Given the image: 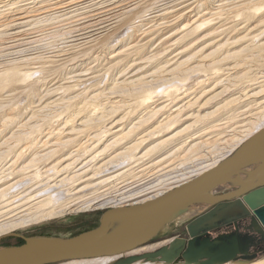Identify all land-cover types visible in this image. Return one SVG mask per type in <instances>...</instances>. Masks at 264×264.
Listing matches in <instances>:
<instances>
[{
	"label": "rangeland",
	"instance_id": "374dc122",
	"mask_svg": "<svg viewBox=\"0 0 264 264\" xmlns=\"http://www.w3.org/2000/svg\"><path fill=\"white\" fill-rule=\"evenodd\" d=\"M20 1L18 5L9 9L8 7L0 8V75L5 76L11 68L31 75L24 82L18 78L20 76L17 74V78L15 79L10 77L9 79H12L13 83H15L13 84L12 80L10 81L12 87L8 86L10 84L8 82L2 86L0 85V102L2 101L0 103V152H5L6 154L7 150H9V153L4 156L7 161L12 158L13 151L18 152L20 149H23V146H27L25 144L29 143L30 138L36 137L41 142L48 141V147L41 148L40 155L45 154L50 149L53 150L52 148L55 147L52 144H55L58 139L67 140L68 138H75L74 142L70 145V147L72 146L71 150H68V152H71L84 143L89 144L91 141L89 138L105 129H109L111 133L112 130L124 127L129 122V119H135L136 115L138 117L144 115L143 109L137 108L134 103L140 99L139 95L142 93H152L150 97L151 101L154 100L157 106L161 102L158 107L156 105L153 106H156V109L161 106H169L172 103L169 109L172 106L170 111H173L176 108L175 106L173 109L175 104L179 107L186 105V103H193V100L197 98V95L199 96L200 91L207 85L212 86L221 81L220 85L222 86H218L216 92L224 88L223 94L221 93L222 95L220 94L219 97L213 99L210 104L202 109L203 114L204 112L216 111L213 114L215 117L212 116L213 118H209V121L205 120L206 123H196L195 125V129H205L208 125H220L222 123L219 128H215L216 130H204L202 138L195 141V143L202 142L205 144L200 149L194 151L189 157H184L181 154L175 159L170 158L160 166L162 170L157 172L158 174L154 173V171L153 173L141 171L149 166L150 163L139 164L141 161L134 162L129 166H134L135 169H137V163L139 166L144 165L137 170L133 167L135 173L132 176H135L134 178L128 175L123 179V182L118 183L119 181H117L118 184H113L116 189L111 187L110 190L108 189L105 192L101 191H104L106 188H99V190L95 191L92 187H87L85 191L83 190L72 195L69 201L71 204L74 201L75 203L78 202L77 204H81L85 200L90 201V199H93L94 196L97 197L99 194L107 195L106 200L122 192H126L125 196H127L130 195L128 194L129 192H136L145 186L154 185L155 182L159 181L161 176H163L162 179H166L167 177L179 175L188 170V167L197 161V159H207V152L214 150L216 145H223V142L233 132L244 130L245 128H239L240 125L242 126L253 121L252 118L260 110L258 104L264 98V52L261 53L264 50L256 49V47L264 41V7L259 14H255L254 18L249 19L247 17L245 19V11L240 10L243 7L240 5L246 3L247 0H208V2L206 0L208 9L204 11H201V9L198 11L199 0H88L86 2L82 0H74L73 2L72 0H49V2L47 1L44 4L37 2L39 0L34 2L32 0ZM251 1L254 0H248V2ZM258 1L260 0H256V2ZM209 12L211 14H208ZM204 20L205 24L199 29H195L194 25L189 26L190 28L188 29L191 31L188 29L187 31H181L182 26L186 23L191 24L197 21L196 23L200 24ZM246 34L250 35L242 38ZM127 35H131V38L125 41L124 39L127 38ZM224 56H227V58ZM193 67L198 68L193 69ZM187 69L189 73L186 72ZM250 79V82L244 83V81ZM135 80H139L137 81L138 84L140 82V84H143H139V86L135 84ZM254 80L256 82L262 81L261 84H258L259 87L256 85L249 89H241L243 86L251 84ZM133 81L135 84L133 85L136 86L133 87L136 91H134L133 87L131 89L132 85L130 84ZM198 81L201 82L199 86L197 85ZM127 83H129L130 87ZM28 85L31 86L27 88ZM123 85H125L124 88L122 87ZM113 86H116L117 92L112 90ZM119 86L125 91L127 89L128 92L124 91L125 93H123V89ZM185 88L188 89L189 93L186 91L184 94L187 95H180L186 90ZM259 89L263 90L262 93L260 92L254 97H248L251 93L260 91ZM191 90L194 91L191 92ZM176 91L181 93L177 92L178 94L176 95ZM122 95H125V97ZM175 97H180L181 100L174 103L173 101L177 99ZM235 99L234 103H230V100ZM188 100L191 101L189 102ZM6 101L8 102L3 103ZM115 103L118 106H123L121 107L122 109L118 108L117 110L115 107H111ZM224 103H227V105ZM198 104H194L196 107L192 105L188 109L182 108L181 115L196 111L198 109L197 106H199ZM245 104L246 106L241 110H246V112L240 118L238 117L237 120L234 118L235 120L229 121L231 123L228 120L232 119L224 120L225 116H230L237 107ZM221 105L222 107H220ZM165 109L166 111L169 110L168 107H165ZM112 114L115 116L111 117ZM8 117L12 118L13 121L4 126L3 122ZM121 117L123 118L121 121L113 124ZM163 118V116L157 115L154 120H149L143 127L141 126V129L144 130L143 133L157 125V121ZM263 122L260 121L259 123ZM79 123H81L80 127L77 126ZM190 123H192V120L182 122L177 129L181 130ZM73 128H80L84 132L78 135L71 134V136H67L66 133L70 132ZM30 130H33V132ZM109 132L107 133L108 136L111 135H109ZM166 137L167 135L158 139L162 140ZM130 139H133V137H129L122 142H127ZM121 145L117 151L122 148ZM231 154L232 152L228 156ZM105 157L106 160L109 158L106 155L100 156L97 161L98 164L106 161ZM55 159L49 162L53 164V162H56ZM148 161L146 159L141 163H147ZM25 162H29V158ZM94 163L92 162L87 168L85 167V170L88 171L87 173L91 171L90 167L97 164L96 162ZM127 164H130V162L124 160L114 163L112 164L115 165L113 168L110 166L106 167V171L99 175H105L102 177L106 178L111 175L109 173L117 171L121 169L120 167ZM185 165L187 169L182 170ZM129 166L125 169H128ZM49 167L40 164L39 170L41 176L34 181L40 183L38 188H35L37 184L29 189L27 187L9 188L5 198L13 196L17 192H20L19 196L27 194L28 196L26 197H30L43 191V193H46L45 190L47 191V188L54 191L55 186L52 185L55 179L59 180L63 176L73 175L71 173L73 170H69L68 173L61 176L59 175L60 173L57 174L55 172L57 170L52 171L53 173L49 171L48 173L50 174L44 173ZM178 170L179 172H176ZM30 171L26 172V176L32 174ZM174 172L176 173L174 174ZM168 173L171 174L168 175ZM114 174H117V172ZM20 176L22 175L12 178L1 187L15 184L16 180H21L19 179ZM85 184H79L78 188L84 187ZM27 191L29 193H26ZM102 198L104 199V197ZM51 199L49 206H57L61 202L56 200L55 196H52ZM4 203L0 205L2 206ZM1 206L0 213L3 212L2 210L6 211L9 207H13V205L5 206V208H1ZM73 208H76V206L71 209ZM107 209L67 212L59 217L18 226L8 233H17L23 237L71 238L95 229L99 225L101 214ZM19 211L6 214L2 217V214H0V223L12 218L14 219V214L16 216L21 214L18 213ZM194 217L190 214L176 220L166 228L164 236L166 238L177 235L179 237L184 236L186 224L191 222ZM247 227H250L249 218H238L228 223L222 222L219 223L217 228L202 232L200 239L208 237L211 240H215L220 237L228 239L239 236L244 246L260 245V253L262 254L255 256H257V260L262 259L264 257V240L261 241L260 237L255 236ZM168 242L169 240L151 244L137 249L139 250L137 252L128 253L123 257L153 252L168 244ZM21 243L22 241L19 239L7 238L0 241V248L15 247L21 245ZM120 258L119 256L113 258L106 257L69 261V263L114 264ZM244 262L246 261L240 260L239 255H237L229 263ZM138 263L150 264L151 262ZM59 264H68V262Z\"/></svg>",
	"mask_w": 264,
	"mask_h": 264
},
{
	"label": "bare ground",
	"instance_id": "6f19581e",
	"mask_svg": "<svg viewBox=\"0 0 264 264\" xmlns=\"http://www.w3.org/2000/svg\"><path fill=\"white\" fill-rule=\"evenodd\" d=\"M23 1H30V0H23ZM32 1L34 2L36 0H32ZM47 1L49 2V0H39L37 2H40V3L44 4ZM73 1L74 0H72V2ZM76 1H78V0H76ZM82 1L86 2L88 0H82ZM201 1H203V2H201ZM20 2H21L20 0H0V8L8 7V9H9L10 7L18 5ZM207 2H208V0H207ZM207 2H206V0H199L198 6H197L198 7V11H199V9H201V11L207 10L208 9V6H206ZM240 6H243L240 10L241 11L242 10L245 11V13H244L246 15L245 19L247 17L249 19H251V18H254L255 14H259V12L261 10H263L262 8L264 7V1L260 0V1L256 2V0H254V1L248 2V0H247L246 3L241 4ZM198 11H197V13H199ZM208 14H211V13L209 12ZM28 17H26V18H28ZM196 22L197 21H194L191 24L186 23V24H184L182 26V28H181L182 30L181 29L180 30L181 31H187V29L190 28L189 26H194V25H195V29H199L203 24H205V20L202 21L200 24H198ZM189 31H191V30H189ZM186 33H188V32H186ZM249 35L250 34H246L242 38H246ZM130 36L127 35L126 36L127 38L124 39V40L125 41L129 40V38H131ZM116 41H117V39H116ZM255 46H257V45H255ZM251 47H252V45H251ZM246 48H247V46H246ZM249 48H250V46H249ZM249 48H247V49H249ZM256 49L264 50V41L262 43H259L258 46L256 47ZM263 52L264 51H262L261 53H263ZM236 55H238V54H236ZM236 55H235V57H236ZM225 58H227V56ZM180 66H181V64H180ZM176 68H178V67H176ZM197 68L193 67V69H197ZM188 69H187L186 72L189 73L190 69H189V71H188ZM176 71H177V69H176ZM16 74L20 76L18 78L21 79L22 82L26 81L31 76V75H29V73H21L17 69L11 68L6 73L5 76L0 75V85L2 86L3 84L8 82V83H10V84H8V86L12 87V83H13L12 79L17 78ZM10 77H13V78L9 79ZM243 77H241V78H243ZM243 80H245V79H243ZM137 81H139V80H137ZM250 81H251V79L244 81V83L245 82H250ZM136 82H135V84H138V82L137 83ZM253 82L251 84H248L245 87L242 85L243 87L241 89L242 90L249 89V88H251L253 86L258 85L259 83L261 84L262 81L256 82V80H254ZM200 83L201 82L198 81L197 85L199 86ZM13 84H15V83H13ZM127 84L129 86V83H127ZM133 84H134V81L130 84V85H132L131 89L135 85V84L134 85ZM142 84H140V85H142ZM220 84H221V81H219L216 84H213L212 86L211 85H207L206 87H204L200 91L199 96L197 95V98H195L193 100V103H186V105H182V106H179V107H177V104H175L173 106V109H174L175 106H176V108L173 111H170L172 109V106L169 109V106L172 103L169 106L167 104H165L167 106H161V107L156 109L157 104L155 103L154 100L151 101V98H150L152 96V93H148V92L146 94L142 93L141 94L142 96L139 95L140 99H138L139 97L137 96L138 100H137V102H134V103L137 106V108L143 109V111L145 112L143 116H141V117L139 116L138 117L136 115L135 119H129L130 117L127 118V119H129V122L124 127L118 128L117 130H114V131L112 130L111 133L109 132L110 131L109 129H105L104 131L100 132L99 134H95L94 136L89 138V139H91L89 144L84 143V144L80 145L77 149L72 150L71 152H68V150L69 151L71 150L70 148L72 146L70 147V145L72 144V142H74L75 138L74 139L68 138L67 140L58 139L55 144H52L55 147V148H52L53 146L51 147L53 150L50 149V151H47L45 154L40 155L39 154V152L41 151L40 149L48 147L47 146L48 141H42L41 142L40 140H37L36 137L35 138H30L29 137L31 140L29 141L28 144H25L27 146H25V147L23 146L22 150L20 149L21 151L19 150L20 152L19 151L18 152L17 151H13V153H12L10 151L13 155L11 154L12 158L10 160H8V161H7L6 158H4V156L7 153H9V150H7L8 152L6 151L7 152L6 154H5V152L4 153L0 152V200H1L0 204L4 203L6 201L2 206L1 205L0 206H1V208H5V206L8 207L10 205H13L12 208L9 207L8 210H6V211L2 210L3 212L0 213V214H2L1 217L5 216L6 214L17 212L18 210H20L18 213H21V214H19L17 216H16V214H14L13 215V216H15L14 219L12 218L10 220L3 221V223H0V235L3 236V235H6V233L9 234L8 232H10L11 230L15 229L18 226L20 227V226L28 225V224H31V223H34V222L36 223V222H40V221H43V220L59 217V216L63 215L64 213H67V212H78V211H86V210H92V209H104V208L110 209V208H117V207L120 208V207H127V206H134V205L143 204V203H145V202H147L149 200H152L154 198H157V197L163 195L164 193L174 189L175 187H177V186H179V185H181V184L193 179L194 177H196V176L204 173L205 171L211 169L212 167H214L216 164H218L222 160L226 159L230 152L233 153L243 142H245L248 138H250L253 134H255L259 129L264 127V122H263L264 121V100H263L264 98L263 97H262L263 98L262 101H260V103L258 104L260 110L252 118L253 121L248 122V123H246V124H244L242 126L240 125L239 128H245L244 130H239V131L233 132L231 135H229L230 137L223 142V145H216L214 150H212L211 152H207V154H208V158L207 159H205V160L197 159V161H195L194 163H192V165L190 167H188L189 168L188 170H186L187 166L185 165V167L182 169V170H186L185 172H182L181 174L176 175L174 177H167L166 179H162L163 176H161V178L159 179V178H157L158 177L157 176L156 178L159 179V181H157V182L154 181L155 184L152 182L154 185L151 184L152 186H147V187L145 186L141 190L137 189L138 191H136V192H129L128 194H130V195H127V196H125L126 192L125 193L122 192V193H118V194H115V195L113 194L114 195L113 197H109V199L106 200V198H107L106 196L107 195H105V194L100 195L98 193L100 196L99 195L97 197L94 196L93 199H90V201L89 200L88 201L85 200L84 202L82 201L81 204H77L78 202L75 203V201H74L75 204L73 202H72L73 204H71V202H69L71 197H72V195H75L78 192L83 191V190L85 191V189H87V187H92L95 191L99 190V188H106L104 191H101V192H105L108 189L110 190L111 187L114 188V185H116V184H118L120 182H123V179L125 177H127L128 175H129V177H131L132 175H134L135 170H137L140 167L142 168L144 166V165L143 166H139V164H148V163H150L149 166L145 165L147 167L144 168V170L142 169L141 171L152 172V173L154 171V173L155 172L157 173L160 170H162V168H160V166L162 164L166 163V161L169 160L170 158L175 159V158H177V156H180L181 154H183L184 157H189L194 151L200 149L205 144L202 143V142L201 143H197V142L195 143V141L197 139L202 138V136H203L202 133L204 132V130H206V129H213L214 130L215 128H219V126H221V124H222L221 123L220 125L217 124V125H211V126L208 125L207 128L205 127V129H199V128H198L199 130L195 129L196 123H198V124L199 123H201V124L202 123H206L205 120L209 121V118L215 117V115H213V114H215L216 111L213 110L212 112H209V113L208 112L207 113L204 112V114H203L202 113V109L204 107H206L208 104H210V102L213 99L219 97V95L223 92L224 88H223V90L221 89L222 91L220 90L219 92H216V88L218 86H220V87L222 86ZM125 85H123L122 87L124 88ZM30 86L28 85L27 88H29ZM119 87H121V86H119ZM134 87H136V86H134ZM257 87H259V85ZM115 88H116V86L115 87L113 86L112 90L116 91ZM176 88H178V87H176ZM138 89H137V91L140 90V89L139 90ZM181 89H183V88H181ZM4 90H5V88H4ZM12 90H13V88H12ZM122 91H123V93H125L127 91V89H126V91L124 89ZM134 91H136L135 88H134ZM186 91L188 92V89H186L182 93L176 91V95L178 93H181L180 95H183ZM189 91H190V89H189ZM192 91H194V90H191V92ZM246 91H248V90H246ZM262 91L263 90L261 89L260 91H257V92H254V93L250 92L251 95L248 96V97H251V96L254 97L258 93H260V92L262 93ZM241 92H243V91H241ZM172 93H173V91H172ZM194 93H196V92H194ZM194 93H193V95H194ZM138 94H136V95H138ZM125 95H127V94H125ZM125 95H122V96L125 97ZM184 95H187V94H184ZM245 95H246V93H245ZM0 97H1V95H0ZM95 98H96V96H95ZM175 98H177V97H175ZM181 98H183V97L181 96ZM181 98L179 97V98L175 99L173 102L175 103V102L181 100ZM7 100H9V99H7ZM191 100H192V98H191ZM233 101L235 102L236 99L235 100H230V103L231 102L234 103ZM7 102L8 101L3 102V103H7ZM9 103H10V101H9ZM195 103H199L198 104L199 106H197L198 109L196 111H194V109H193L194 112L186 114V115H181V113H182L181 109L182 108H187L188 109V108L192 107V105H194ZM116 104L117 103H115L114 106H111V107H113V108L115 107L117 110H118V108L123 107V106H118ZM160 104H161V102H160ZM224 104L227 105V103H224ZM8 105H10V104H8ZM154 105H156V106L153 107ZM196 105H194V106L196 107ZM244 106H246V104L245 105H241L240 107H237V109H235V111L230 116L229 115L227 117L225 116L224 120L232 119V120H228V122H229V121H233L235 119L237 120L238 117L240 118V116L245 114V112H246V110H244V111L241 110L242 108H244ZM165 107L166 108L168 107L169 110L166 111ZM220 107H222V105ZM134 108H135V106H134ZM157 115L163 116L164 118L162 120H158L157 121V125H155L154 127H152L148 131L145 130L146 132L143 133L144 130L141 129V126L143 127V125L145 123L149 122V120L150 121L154 120V118ZM114 116L112 114L111 117H114ZM121 119H123V118L121 117L119 120L115 121L113 124H116V122L121 121ZM189 120H192V123L186 125L184 128L182 127L183 129H181V130L177 129L179 124H181L182 122H187ZM241 120H243V119H241ZM12 121H13V119L8 117L5 120V122H3V125L5 126V125L11 123ZM260 121H262L263 123L260 124L259 123ZM229 123H231V122H229ZM224 124H225V122H224ZM77 126L80 127L81 123H79ZM196 127H198V126H196ZM30 131L33 132V130H30ZM65 132H67V131H65ZM82 132H84V130H82L80 128H77V129L73 128V129L70 130V132H67L66 135L67 136L68 135L71 136V134L72 135H78L79 133H82ZM108 132H109V135L111 134L110 136L107 135ZM207 133H208V131H207ZM118 134H119V136H118ZM168 134H170V135H168ZM219 134H220V132H219ZM166 135H167L166 138H164L162 140L158 139V138H160V137L162 138L163 136H166ZM129 137H133V139H130L127 142H122V141L126 140ZM86 142H88V141H86ZM120 144H122L121 145L122 148L117 151V149L120 148ZM220 146H223V147H220ZM66 148H68V149H66ZM111 154H113V155L110 156ZM8 155H10V154H8ZM104 155H106L108 157L110 156V157L107 160H106V157H105L106 161L102 162L101 164H98L97 161H98L99 157L100 156H104ZM28 158H29V162H25V160L28 159ZM158 158H160V159H158ZM53 159H55L56 162L55 163L53 162V164H51L52 162H49V161L53 160ZM146 159L149 160L147 163H144V162L141 163L142 161H145ZM11 160H12V162H11ZM123 160L124 161H129L130 164H127L126 166L123 165V167H120L121 169H119L117 171H114L112 173L108 172L111 175H109L107 173L109 176L106 177V178L102 177V176H105V175H102V176L99 175L100 173L106 171V169H105L106 167L110 166V167L113 168L115 165H112V164L117 163V162H121ZM131 160H133V161H131ZM188 160H190V159H188ZM82 161H84V162L82 163ZM138 161H141V162L139 164L137 163L136 164L137 166L135 165L137 169H135V167L133 166L134 169H135L134 170L133 167L129 166L132 163L138 162ZM92 162L93 163L96 162L98 165L96 164V165H93L92 167H90L91 171L89 173H87L88 171L85 170V167L87 168L88 165L90 163H92ZM189 163H191V162H189ZM40 164H44V165L50 166L48 169H46L44 171V173L45 172L48 173L49 171L51 173L52 171L57 170L55 172L57 174L60 173L59 175L61 176L62 174L65 175L66 173H68L69 170H73L71 172V173H73V175H71V176H68V175L67 176H63L59 180L55 179V182L52 185V186H55V190L54 191L49 189V188H47V191L45 190L46 193H43L44 192L43 191V192H40V193L35 194L34 196H30V197H26V196H28L27 194L19 196L20 192L19 193L17 192L13 196L5 198L6 197L5 196L6 192L8 191L9 188H13V187H27V189H29V188L33 187L34 185H36V184H37V187H35V188H38L40 183H36L34 181L39 179L40 176H41L40 175L41 172L39 170ZM127 166H129V168L125 169ZM122 169H124V170H122ZM28 170H31L30 172H32V174H30L29 176H26V174H27L26 172ZM120 170H122V171L120 172ZM254 171H255V167L254 168H250L241 177L242 178H246L247 176H251ZM116 172H117V174H114ZM176 172H179V170L176 171ZM176 172H174V174ZM50 173H48V174H50ZM171 173H168V175L171 174ZM19 175H22L19 178L21 180H19V181L16 180L15 184L13 183V185L11 184L10 186L8 185V186L1 187L4 184H6L7 182H9L12 178H15L16 176H19ZM150 175H152V174H150ZM168 175H165V176H168ZM47 176H49V175H47ZM134 177L135 176H132V178H134ZM117 181H119V182L117 183ZM83 183H86L84 185V187L78 188V186H80L79 184H83ZM114 183H116V184H114ZM231 185H232V183H227V184L222 185L221 187H219L218 190L230 187ZM130 186H131V184H130ZM113 188H112V190H113ZM125 188H127V187L125 186ZM125 188H123V189H125ZM114 189H116V188H114ZM56 191H58V192H56ZM26 193H29V191H27ZM93 193L96 194L97 192H93ZM52 196H55L56 200L61 201L59 203V205L57 204V206L56 205L55 206L50 205L51 207L49 206V203L52 200L51 199ZM99 197L100 198L104 197L105 200L103 198L100 200ZM256 199H257L256 202L258 203V202L261 201L262 197L259 196ZM72 200H74V199H72ZM79 200H81V199H79ZM74 206H76V208L71 209ZM94 206H95V208H93ZM202 208H204V206H202V205H194L190 209H192V210L194 209L195 211L196 210L199 211ZM137 251H139V250H134V251H132V253L133 252H137ZM104 258H106V257H104ZM68 264H76V263H69L68 262ZM77 264H79V263H77ZM92 264H94V263H92ZM95 264H97V263H95ZM138 264H148V263H138ZM226 264H245V263H226Z\"/></svg>",
	"mask_w": 264,
	"mask_h": 264
},
{
	"label": "water",
	"instance_id": "95a60500",
	"mask_svg": "<svg viewBox=\"0 0 264 264\" xmlns=\"http://www.w3.org/2000/svg\"><path fill=\"white\" fill-rule=\"evenodd\" d=\"M254 167L251 176L241 177ZM227 183L232 185L218 190ZM259 196L262 199L257 203ZM194 205L204 208L190 209ZM190 214L196 218L186 224L184 236H164L167 227ZM238 218H249L247 229L264 240V127L229 157L163 195L140 205L105 210L91 231L71 238L23 237L17 233L0 236V241L16 238L23 242L0 248V264H59L117 256L121 258L114 264H226L241 253V238L200 239L201 233ZM166 240L168 244L153 252L123 257ZM246 262L264 264V257Z\"/></svg>",
	"mask_w": 264,
	"mask_h": 264
},
{
	"label": "flooded vegetation",
	"instance_id": "af4514ba",
	"mask_svg": "<svg viewBox=\"0 0 264 264\" xmlns=\"http://www.w3.org/2000/svg\"><path fill=\"white\" fill-rule=\"evenodd\" d=\"M155 242H157V241H155ZM155 242H152L151 244H153ZM260 249H261L260 245L259 246H257V245L256 246H250V245L244 246L243 242H242V250H241V253L238 254L239 259L244 260V261H248V262L254 261L255 259L257 260V256H255V255L259 256V254H262V253H260Z\"/></svg>",
	"mask_w": 264,
	"mask_h": 264
},
{
	"label": "crops",
	"instance_id": "0c3cea01",
	"mask_svg": "<svg viewBox=\"0 0 264 264\" xmlns=\"http://www.w3.org/2000/svg\"><path fill=\"white\" fill-rule=\"evenodd\" d=\"M174 237H179L178 235L177 236H174ZM174 237H167V239H172V238H174ZM164 242V241H163Z\"/></svg>",
	"mask_w": 264,
	"mask_h": 264
},
{
	"label": "trees",
	"instance_id": "16d2710c",
	"mask_svg": "<svg viewBox=\"0 0 264 264\" xmlns=\"http://www.w3.org/2000/svg\"><path fill=\"white\" fill-rule=\"evenodd\" d=\"M1 241H2V240H1ZM22 243H23V242H22ZM22 243H21V244H22Z\"/></svg>",
	"mask_w": 264,
	"mask_h": 264
}]
</instances>
